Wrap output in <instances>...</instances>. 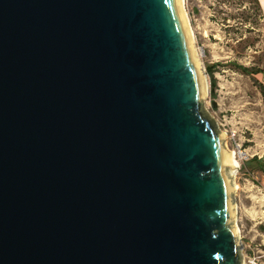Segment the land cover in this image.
<instances>
[{"label": "water", "instance_id": "water-1", "mask_svg": "<svg viewBox=\"0 0 264 264\" xmlns=\"http://www.w3.org/2000/svg\"><path fill=\"white\" fill-rule=\"evenodd\" d=\"M183 14L0 0V264H240Z\"/></svg>", "mask_w": 264, "mask_h": 264}, {"label": "rangeland", "instance_id": "rangeland-1", "mask_svg": "<svg viewBox=\"0 0 264 264\" xmlns=\"http://www.w3.org/2000/svg\"><path fill=\"white\" fill-rule=\"evenodd\" d=\"M260 3L264 7V0ZM251 6L248 0L183 1L207 81L202 112L225 134L224 147L239 164L232 199L242 263L257 259L264 264V74L248 76L238 68H264V19ZM230 131L241 154L228 140Z\"/></svg>", "mask_w": 264, "mask_h": 264}, {"label": "bare ground", "instance_id": "bare-ground-1", "mask_svg": "<svg viewBox=\"0 0 264 264\" xmlns=\"http://www.w3.org/2000/svg\"><path fill=\"white\" fill-rule=\"evenodd\" d=\"M183 1L184 0H180V6L183 5ZM184 16V19L186 21V18H185V14H183ZM191 33V32H190ZM192 36V35H191ZM194 57L196 59V61H198V55L196 53V50L194 49ZM204 83V94L206 96L207 94V81L204 79L203 81ZM225 146V145H224ZM226 148V147H225ZM235 154V153H234ZM233 153L231 152H228L227 155H226V165H227V173H228V177L230 179V184H231V188H232V192L236 191L237 190V187L234 183V177H235V173H236V170H238L237 168L239 167V164L238 162L236 161L235 159V156H234ZM234 232L237 234L239 232V230L237 229V227L235 226L234 227ZM243 261L241 260L240 264H243L242 263Z\"/></svg>", "mask_w": 264, "mask_h": 264}, {"label": "trees", "instance_id": "trees-1", "mask_svg": "<svg viewBox=\"0 0 264 264\" xmlns=\"http://www.w3.org/2000/svg\"><path fill=\"white\" fill-rule=\"evenodd\" d=\"M248 3L250 5H252V9L253 11H255L256 14H258L259 16V19H264V13H262V10H261V7H260V4H259V1L258 0H248ZM240 69V71L245 74V75H248V76H253V75H257V74H264V68L262 69H258L256 67H252V68H244V67H238ZM207 73L212 76V67H210L208 70H207ZM211 87H212V90L215 88V81L212 80L211 81ZM262 91H264V89H262ZM213 95V94H212Z\"/></svg>", "mask_w": 264, "mask_h": 264}, {"label": "built area", "instance_id": "built-area-1", "mask_svg": "<svg viewBox=\"0 0 264 264\" xmlns=\"http://www.w3.org/2000/svg\"><path fill=\"white\" fill-rule=\"evenodd\" d=\"M228 140L233 141L235 147L237 148V150L239 151V154H241V146L236 143V133L234 131H230L229 135H228ZM248 264H259L257 259H252L248 261Z\"/></svg>", "mask_w": 264, "mask_h": 264}, {"label": "crops", "instance_id": "crops-1", "mask_svg": "<svg viewBox=\"0 0 264 264\" xmlns=\"http://www.w3.org/2000/svg\"><path fill=\"white\" fill-rule=\"evenodd\" d=\"M259 1V4H260V7L262 8V10H264V7H262V5H261V3H260V0H258Z\"/></svg>", "mask_w": 264, "mask_h": 264}]
</instances>
